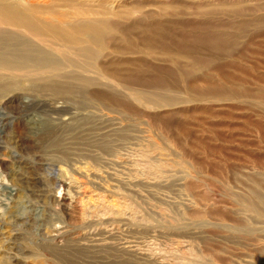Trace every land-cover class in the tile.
Here are the masks:
<instances>
[{"label":"rangeland","instance_id":"374dc122","mask_svg":"<svg viewBox=\"0 0 264 264\" xmlns=\"http://www.w3.org/2000/svg\"><path fill=\"white\" fill-rule=\"evenodd\" d=\"M18 2L110 24L0 69V264H264V0Z\"/></svg>","mask_w":264,"mask_h":264},{"label":"bare ground","instance_id":"6f19581e","mask_svg":"<svg viewBox=\"0 0 264 264\" xmlns=\"http://www.w3.org/2000/svg\"><path fill=\"white\" fill-rule=\"evenodd\" d=\"M52 10L47 13L24 7L18 0H0V69L39 68L41 71L55 69L58 61L48 57L50 54L45 49L47 46L41 47V44L46 45L48 38H51L53 40L51 43L59 45L61 49L66 42L81 45L76 49L79 55L86 56L91 53L96 57L88 45L95 37L105 35L109 31L110 23L99 20L68 24L64 28L61 26L62 20H59L64 16L56 14L54 8ZM47 15L53 20H43L42 17ZM32 40H36L39 44L37 42L32 44ZM52 49L54 52L57 51L56 48ZM59 53L62 55L65 50L62 52L60 50ZM84 82L90 83V80Z\"/></svg>","mask_w":264,"mask_h":264}]
</instances>
